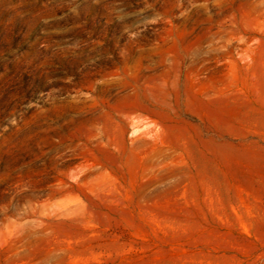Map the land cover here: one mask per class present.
Returning a JSON list of instances; mask_svg holds the SVG:
<instances>
[{
	"label": "rangeland",
	"instance_id": "obj_1",
	"mask_svg": "<svg viewBox=\"0 0 264 264\" xmlns=\"http://www.w3.org/2000/svg\"><path fill=\"white\" fill-rule=\"evenodd\" d=\"M0 264H264V0H0Z\"/></svg>",
	"mask_w": 264,
	"mask_h": 264
}]
</instances>
